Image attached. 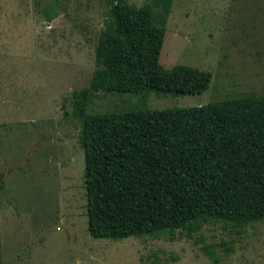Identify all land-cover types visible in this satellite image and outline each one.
Instances as JSON below:
<instances>
[{
    "label": "rangeland",
    "instance_id": "obj_1",
    "mask_svg": "<svg viewBox=\"0 0 264 264\" xmlns=\"http://www.w3.org/2000/svg\"><path fill=\"white\" fill-rule=\"evenodd\" d=\"M146 7L150 0H126ZM0 0V264H264V221L209 222L186 235L87 233L79 124L105 0ZM52 7V8H51ZM51 9L50 20L44 10ZM158 63L211 74L200 94L97 93L87 112L189 108L264 95V0H170Z\"/></svg>",
    "mask_w": 264,
    "mask_h": 264
},
{
    "label": "trees",
    "instance_id": "obj_2",
    "mask_svg": "<svg viewBox=\"0 0 264 264\" xmlns=\"http://www.w3.org/2000/svg\"><path fill=\"white\" fill-rule=\"evenodd\" d=\"M150 4L158 25L146 7L105 0L95 70L87 86L70 95L69 117L79 124L83 152L88 235H190L209 222L264 221V95L189 108L86 111L97 93L183 95L208 87V72L159 65L170 0ZM51 11L44 10L47 21Z\"/></svg>",
    "mask_w": 264,
    "mask_h": 264
}]
</instances>
